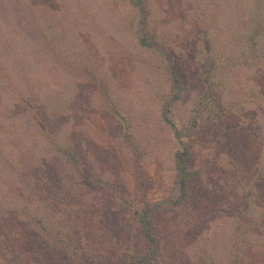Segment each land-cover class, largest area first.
Returning <instances> with one entry per match:
<instances>
[{"label": "rangeland", "instance_id": "1", "mask_svg": "<svg viewBox=\"0 0 264 264\" xmlns=\"http://www.w3.org/2000/svg\"><path fill=\"white\" fill-rule=\"evenodd\" d=\"M146 2L157 39L178 58L182 92L174 104L156 55L137 43L141 20L126 1L0 0V150L10 154L9 163L0 162V234L23 254L0 264H72L51 245L55 238L86 264H128L143 253L120 116L143 153L140 172L155 210L154 264H264V190L260 200L246 203L243 195L252 154L264 157L258 109L264 100L256 97L264 94V64L217 68L224 87L216 92L214 117L210 107L211 122L190 132L189 168L200 177L182 205L173 204V155L182 147L161 118L169 104L170 119L186 135L197 115L203 27L221 62L235 58L250 19L256 12L264 19V0ZM48 136L72 146L88 175L114 180L128 202L95 185L93 175L91 187L80 185L50 150ZM35 218L45 232L31 223ZM7 254L0 243V257Z\"/></svg>", "mask_w": 264, "mask_h": 264}, {"label": "trees", "instance_id": "2", "mask_svg": "<svg viewBox=\"0 0 264 264\" xmlns=\"http://www.w3.org/2000/svg\"><path fill=\"white\" fill-rule=\"evenodd\" d=\"M126 1L130 7L135 11V17H139L141 22L136 30V38L139 47L145 49L153 54L156 55L160 64H158L157 69L160 71L165 72L166 78H168L172 82V88L174 90L173 96L171 98V104L176 103L181 97V85H180V73L181 70L178 66H175L177 61V56L174 55L173 51L165 45L162 41L157 39L153 28L149 23V7L147 6L146 0H124ZM257 10V8H256ZM252 28L245 32L243 35L244 47L241 49L239 56L235 58H227L226 63L221 62V58L217 57V55L211 49V45L209 40L207 39L206 32L207 29L203 27V40H204V57L203 59L198 62V71H199V86H200V93L196 99V106H197V115L193 116L189 119V126L185 129L186 135L183 134V130H180L176 127L173 121L169 117L170 113V105L164 104L161 112V118L163 123L170 128L176 141L182 147L180 151H175L173 155V165L175 171V186L176 192L178 194L176 201H173V204L182 205L184 200L188 197L190 193V186L192 181L200 177V173L198 170H193L189 168V161H188V154H189V145H190V132L193 129V133L197 130L201 129V126L205 125V123H210L211 117H208L210 114L209 110H213V117L216 115L217 112L214 102V98L216 92L221 90L224 85L215 77V72L217 68L220 67H227V66H254L259 64H264V19L261 17L260 13L256 12L254 17L250 19ZM101 93L104 95L105 99L108 100V106L113 107L111 105V101L106 95L104 86H100ZM258 91V90H257ZM254 91H251L253 94L252 98L262 97L264 100V94L258 91L256 97H254ZM213 99V100H212ZM258 105V109H261L262 116L264 117V101H260ZM25 102V101H23ZM210 107H213L210 109ZM111 109V108H110ZM116 115L117 110L114 108L112 111ZM119 117V116H118ZM203 118V119H202ZM121 127H122V135L121 139L124 140V147L129 153V163L132 168L131 170V177L134 183V190L136 192V197L140 204V207L134 211V217L139 224L140 234L143 238L145 243V250L143 253H135L129 256L127 259L128 264H154L158 259V252H157V245H156V231L153 221V214L155 212L154 207H152L146 199V192H147V185L146 182L140 172L141 162L143 160V153L140 150L139 144L134 140L132 134H128L127 130H124L122 126V122H124L125 118H118ZM125 124V122H124ZM45 133V130L42 131V134ZM47 133L43 136L45 137ZM225 135H222V138ZM184 140V141H183ZM48 146L50 150L53 152L56 158H60L63 161V165L66 169H69L71 173H73L74 178L76 181L84 186V187H91L89 184V176L93 175V180L95 185H100L106 188L111 194L121 198L125 204L128 202L127 197H125L124 190L119 187L114 180L105 181L99 177L98 174L91 173V175L87 174L86 168L81 163V160L78 158L77 154L73 147L61 145L57 141H54L53 138L48 136ZM253 155L252 167L253 171L249 175L250 181L248 187L245 189L244 200L247 203L248 200L251 198H255L260 200L262 196V191L264 190V157L257 156L256 154ZM10 154L5 152L4 149L0 150V162H8ZM210 161V160H209ZM245 163V161H244ZM247 163H245L246 166ZM248 165V164H247ZM68 167V168H67ZM249 169V171L251 170ZM22 170V174L25 176L26 173ZM93 170V169H92ZM95 171V170H93ZM70 181L67 184V187L70 186ZM262 189L260 191L259 189ZM60 203H58V206ZM27 208V207H25ZM12 214V213H10ZM13 215V214H12ZM16 216V215H14ZM34 218V217H28ZM38 218V217H36ZM33 219L31 222L36 228L43 230V220L41 219ZM238 225L236 227V233L239 231L238 236H241L243 231ZM46 230H43L45 232ZM6 237L3 234H0V243L3 244V247L7 248L8 254L0 257L2 260H10L17 256V254L23 255L20 250L15 249V243L13 239H5ZM51 243V242H50ZM51 245L54 249L63 251L67 253L69 259L72 261V264H86L78 257L79 251H75L71 249V247H67L63 240H59V238H55ZM247 245V243H246ZM249 245V243H248ZM20 256V257H21ZM82 256V255H81ZM18 257V258H20ZM127 258V256H126ZM15 259V258H14ZM17 260V259H15ZM23 260V257H21ZM6 261V260H5ZM28 264V263H27ZM199 264H203L200 262ZM215 264V263H211Z\"/></svg>", "mask_w": 264, "mask_h": 264}]
</instances>
